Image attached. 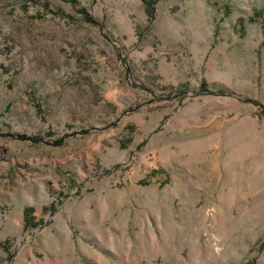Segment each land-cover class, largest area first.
I'll return each mask as SVG.
<instances>
[{"label":"rangeland","instance_id":"rangeland-1","mask_svg":"<svg viewBox=\"0 0 264 264\" xmlns=\"http://www.w3.org/2000/svg\"><path fill=\"white\" fill-rule=\"evenodd\" d=\"M0 264H264V0H0Z\"/></svg>","mask_w":264,"mask_h":264},{"label":"trees","instance_id":"trees-1","mask_svg":"<svg viewBox=\"0 0 264 264\" xmlns=\"http://www.w3.org/2000/svg\"><path fill=\"white\" fill-rule=\"evenodd\" d=\"M74 1V0H72ZM46 7L45 10H46V14H56V10L54 9H51V8H48L49 7V4H46ZM203 86V85H202ZM21 139H31L33 142H38L40 141V138H36V137H29L27 138L25 135H21L19 136ZM62 140H58V143L60 144ZM32 210H30V208H27V210H25V228H28L30 226L32 227H37L38 225H40L41 223L39 221H35L34 218H33V215L31 213Z\"/></svg>","mask_w":264,"mask_h":264}]
</instances>
